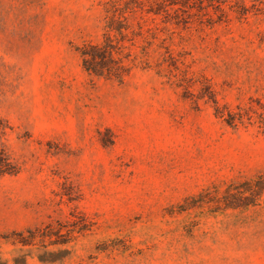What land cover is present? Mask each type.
<instances>
[{
  "label": "rangeland",
  "instance_id": "obj_1",
  "mask_svg": "<svg viewBox=\"0 0 264 264\" xmlns=\"http://www.w3.org/2000/svg\"><path fill=\"white\" fill-rule=\"evenodd\" d=\"M110 1L0 0V264H264V195L224 208L264 177V0L147 2L122 82L81 56Z\"/></svg>",
  "mask_w": 264,
  "mask_h": 264
},
{
  "label": "trees",
  "instance_id": "obj_2",
  "mask_svg": "<svg viewBox=\"0 0 264 264\" xmlns=\"http://www.w3.org/2000/svg\"><path fill=\"white\" fill-rule=\"evenodd\" d=\"M191 0H111L107 10V23L103 41L98 45L89 44L81 48V56L84 69L98 77L122 82L131 70L130 54L125 52V44L132 42L138 32L131 31L126 23L127 14L135 9L144 8L148 2L151 4L147 13L155 16H164L176 24H188L189 17L185 15V9L189 8ZM207 2V5L205 4ZM201 23H205V10L209 6L216 9L221 17L224 16L226 0H201ZM173 14V15H172ZM211 20H207L208 23ZM231 125L234 122H230ZM7 125L0 119V177L13 176L19 173L18 166L12 161L6 151L4 137ZM242 191L229 193L224 198L226 208L239 206H256L264 195V177H259L253 182H247L240 186ZM222 208H217L221 210ZM218 211V212H219Z\"/></svg>",
  "mask_w": 264,
  "mask_h": 264
}]
</instances>
